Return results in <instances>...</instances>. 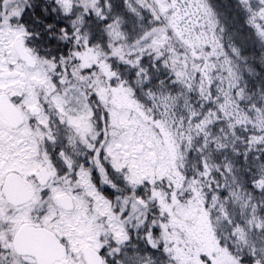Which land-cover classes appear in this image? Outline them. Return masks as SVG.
I'll return each mask as SVG.
<instances>
[{
  "label": "snow or ice",
  "instance_id": "snow-or-ice-1",
  "mask_svg": "<svg viewBox=\"0 0 264 264\" xmlns=\"http://www.w3.org/2000/svg\"><path fill=\"white\" fill-rule=\"evenodd\" d=\"M0 264H264V0H0Z\"/></svg>",
  "mask_w": 264,
  "mask_h": 264
}]
</instances>
